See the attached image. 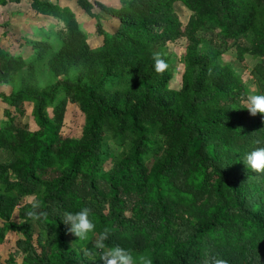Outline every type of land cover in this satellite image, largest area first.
<instances>
[{"label": "trees", "instance_id": "16d2710c", "mask_svg": "<svg viewBox=\"0 0 264 264\" xmlns=\"http://www.w3.org/2000/svg\"><path fill=\"white\" fill-rule=\"evenodd\" d=\"M175 2L190 11L184 24ZM76 3L95 21L98 48L69 7L43 0L31 8L62 25L26 39V56L0 47V87H10L0 90V243L17 235L0 264H101L102 232L106 249L119 245L136 264H264V172L243 164L264 147V114H249L244 82L221 60L230 46L238 61L258 58L250 75L264 93V0ZM181 38L173 89L166 44ZM153 53L168 64L162 73ZM70 103L83 114L78 137L60 132ZM27 106L34 129L16 122ZM27 197L46 216L29 218ZM85 206L95 228L80 240L60 220Z\"/></svg>", "mask_w": 264, "mask_h": 264}, {"label": "rangeland", "instance_id": "374dc122", "mask_svg": "<svg viewBox=\"0 0 264 264\" xmlns=\"http://www.w3.org/2000/svg\"><path fill=\"white\" fill-rule=\"evenodd\" d=\"M173 9L177 13L180 21L184 24L189 15L190 11L187 10L180 2H175L173 4ZM72 12H74L71 9ZM98 14L100 17V20L102 22V27L106 31L113 30L112 27L116 26V23L110 22V17L108 15L104 14L100 10H98ZM83 28L86 29V35H87V42L91 46V48H98L102 44V37L98 35V33L95 30V21L94 19L86 16L83 19ZM168 52L170 54V60L173 63V70H172V78L169 82V87L173 89H178L180 87V81H181V73H182V64H181V58L184 54V46L185 41L183 38L176 39L173 42H169L166 44ZM221 60L223 62L231 64V66L236 70V72L241 77L242 81L244 82L249 94L255 93L257 91V86L252 79L250 75V69L252 66L257 62L258 58L254 56H250L248 54H245L244 59L242 61H238L236 58L235 48L230 46L226 52L221 54ZM10 89L9 86L0 87V90H3L5 92H8ZM244 104H246V100L243 101ZM3 104L0 101V120L2 118V108ZM16 122L19 124L27 123L30 128L34 129L35 125L32 122L31 115H30V107L27 106V114L23 117H18L16 119ZM83 125V114L79 110L76 104H68L67 110L64 116L63 125L60 128V132L62 136H72V137H78L80 136L81 129ZM115 147H111V154L110 157L117 151ZM110 159L109 158L104 163V168L110 167ZM32 197H27L24 199L25 201H29ZM14 219H17L16 213H14ZM17 235L14 233H8L6 234L4 241L0 243V260L3 261L7 258V256L13 252L15 246L14 241L16 239ZM17 263L19 261V257L16 259Z\"/></svg>", "mask_w": 264, "mask_h": 264}, {"label": "clouds", "instance_id": "9594fccd", "mask_svg": "<svg viewBox=\"0 0 264 264\" xmlns=\"http://www.w3.org/2000/svg\"><path fill=\"white\" fill-rule=\"evenodd\" d=\"M153 67L157 73H162L168 64L160 53H153ZM250 115L255 116L257 113L264 114V93H250L246 98V107ZM264 119V117H262ZM254 143H259L254 141ZM243 164L249 169L257 173L264 172V147H257L246 153L243 157ZM30 210L27 216L33 220L40 219L46 216L44 211H41L40 201L36 198L29 199ZM91 209L87 206L79 211L64 212L61 222L67 226V231L73 234L80 240H86L91 233L95 224L90 218ZM108 233L102 232L99 238L95 241V248L103 250L99 256L101 264H136L132 253L119 246L115 245L110 248H105L104 241L107 239ZM143 264H151L150 260L141 257ZM216 264H225L224 261H217Z\"/></svg>", "mask_w": 264, "mask_h": 264}, {"label": "crops", "instance_id": "0c3cea01", "mask_svg": "<svg viewBox=\"0 0 264 264\" xmlns=\"http://www.w3.org/2000/svg\"><path fill=\"white\" fill-rule=\"evenodd\" d=\"M30 1L31 0H19L18 2L7 1L6 4H0V47L12 53H20L24 56L28 55L31 51L29 45L25 42L26 39H38L40 32H42V28L48 30L49 28L62 25V22L58 21L55 17L36 13L31 8ZM43 1H48L61 7L67 6L72 9L80 27L84 30L83 19L88 15L77 5L76 0ZM96 1L106 6H119V0ZM95 11L99 13L97 8ZM108 17L110 16L108 15ZM110 22L116 23V19L110 17ZM115 28L116 26L112 27L113 30H115ZM84 31L86 32V29Z\"/></svg>", "mask_w": 264, "mask_h": 264}]
</instances>
